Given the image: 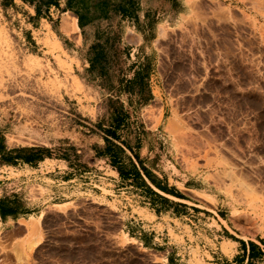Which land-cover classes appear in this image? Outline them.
I'll return each instance as SVG.
<instances>
[{"label": "rangeland", "instance_id": "374dc122", "mask_svg": "<svg viewBox=\"0 0 264 264\" xmlns=\"http://www.w3.org/2000/svg\"><path fill=\"white\" fill-rule=\"evenodd\" d=\"M40 6L45 17L23 0H0V128L23 136L9 143L86 149L119 117V139L104 138L123 159H160L202 186L207 177L232 229L264 236V0H191L181 25L168 7L170 28L159 35L162 10L144 0L95 20L104 14L89 4ZM72 17L76 33L64 27ZM53 28L77 49L68 52ZM120 228L104 205L50 209L42 243L22 264H159L122 244Z\"/></svg>", "mask_w": 264, "mask_h": 264}, {"label": "crops", "instance_id": "0c3cea01", "mask_svg": "<svg viewBox=\"0 0 264 264\" xmlns=\"http://www.w3.org/2000/svg\"><path fill=\"white\" fill-rule=\"evenodd\" d=\"M160 2L158 35L162 27L170 28L166 8L179 9L176 13L181 25L183 11L191 0ZM133 36L140 41L139 35ZM64 39H60L62 46L74 52L77 43L68 36ZM7 135L23 137L0 128V264L26 263L42 243L39 226L48 210L66 211L86 202L112 209L120 219L122 244H135L150 254L152 262L246 264L250 259L249 264H264V236L243 237L232 229L214 206L219 192L206 185L207 177L202 186L197 176H188L173 164L163 165L160 159L144 161L131 152L123 159L122 149L106 145V134L102 144L97 142L86 149L71 142L65 143L67 148L39 143L17 145L27 143L25 138L9 143ZM139 163L156 182L146 176ZM241 238L243 244L238 240ZM250 240L256 245L249 256Z\"/></svg>", "mask_w": 264, "mask_h": 264}, {"label": "trees", "instance_id": "16d2710c", "mask_svg": "<svg viewBox=\"0 0 264 264\" xmlns=\"http://www.w3.org/2000/svg\"><path fill=\"white\" fill-rule=\"evenodd\" d=\"M25 3H28L30 6H32L34 8L35 11V15L37 17H45L43 15V13L41 12V4H46L49 2V0H23ZM145 2H150V4H153L155 7V9L157 10H162V2L158 3L159 0H144ZM162 1V0H161ZM167 1V0H166ZM137 0H66L67 6L68 8L70 7H75L76 5L81 6V5H86L89 4L91 6H93L94 8H96L98 11L102 12L104 15L101 16L100 14H94L92 15V19H107L109 18L110 14L112 13L113 15H116L118 13H126L131 12L133 6L136 4ZM76 4V5H75ZM80 27L83 28L84 25L82 23H80ZM53 31L56 33V35L61 39V40H65L64 36H61V34L55 30L53 28ZM65 42V41H63ZM87 71L89 73H94L97 74L101 77V80L103 78H106L104 76V74H102V72H100V70L98 68H96L95 66H90L87 68ZM150 100V97L147 98L143 104H147L148 101ZM121 120L119 117H115L112 119V123L110 124L109 127H106L104 129L105 134L113 139H119V135L117 133V131L119 130V128L121 127ZM2 137H0V149L2 150ZM141 168L143 169L144 173L146 174V176L152 181V182H156L155 180V176L150 173V171L142 164L139 163ZM239 241H241V243L243 244L244 241L242 239H238ZM256 244L253 241H249V256L251 255V248L253 246H255ZM250 263V259H248L246 264Z\"/></svg>", "mask_w": 264, "mask_h": 264}, {"label": "bare ground", "instance_id": "6f19581e", "mask_svg": "<svg viewBox=\"0 0 264 264\" xmlns=\"http://www.w3.org/2000/svg\"><path fill=\"white\" fill-rule=\"evenodd\" d=\"M75 21H74V17H72V18H66L64 20V27L67 28V29H69V30H71L73 33H76L77 26L75 24Z\"/></svg>", "mask_w": 264, "mask_h": 264}]
</instances>
